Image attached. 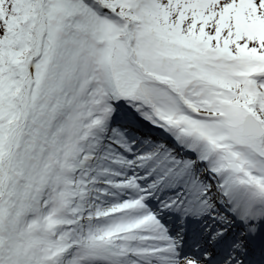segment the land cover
Listing matches in <instances>:
<instances>
[{"label":"snow or ice","instance_id":"obj_1","mask_svg":"<svg viewBox=\"0 0 264 264\" xmlns=\"http://www.w3.org/2000/svg\"><path fill=\"white\" fill-rule=\"evenodd\" d=\"M0 264H264V0H0Z\"/></svg>","mask_w":264,"mask_h":264}]
</instances>
